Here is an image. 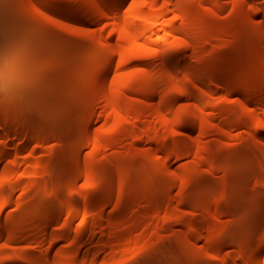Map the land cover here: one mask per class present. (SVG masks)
<instances>
[{"label":"rangeland","instance_id":"rangeland-1","mask_svg":"<svg viewBox=\"0 0 264 264\" xmlns=\"http://www.w3.org/2000/svg\"><path fill=\"white\" fill-rule=\"evenodd\" d=\"M37 1L39 8L28 7L24 0H0V114H18L10 117L6 126H0L3 132L2 135L0 131V137L5 141L7 135L10 141L7 155L0 159V226L17 233L13 238H0L1 257L8 256L0 264H23L19 257L31 258L36 254L42 258L39 264H142L148 257L158 261L160 257L170 255L157 248L158 240L165 239V244L176 238L192 245H186L190 250L184 247L180 253L188 264H207V261L255 264L259 246L264 242L261 230V234L258 232L254 236L256 239L253 237L252 249L250 245L247 253L237 255L236 261L232 257L236 256L237 248L243 249L246 243L244 236L242 240L239 235L243 223L237 231L235 227L234 232L233 227L239 226L236 223L243 207L235 201L230 190L232 184L227 181L231 180L230 174L237 180L238 174L247 169L248 178L240 182L242 185L238 184L243 187L240 190L242 197L252 202L259 196L264 198V79L252 84L261 67L260 64L254 69L249 67L253 45H245L240 50L230 47V54L240 51L242 57L229 60L224 73L228 76L235 60L240 61L244 74L241 84L253 89L249 93L251 97L262 93L261 99H247L242 90L233 91L230 81L223 75L204 86L183 77L178 79L180 85L170 86L169 104L163 113L155 111L159 96L151 107L140 111L152 124L151 130L145 122L142 129L133 130L126 137L122 121L126 115L134 114L132 109L115 113L106 104V96L94 92L85 95L83 85L86 81L92 86L96 84L98 66L107 60L106 47L95 37L104 31L109 39L107 46L121 47L127 54L120 58L117 54L113 67L107 71L108 93L114 83L124 85L123 91L132 98V104L148 106L144 89L136 85L132 73L142 72L146 66L161 67L162 54L143 44L152 40L151 33L149 38L145 34L139 42H132L122 35L111 17L85 19V10L77 9L78 0ZM132 1L123 3L122 16L128 13ZM170 1L157 3L164 6L166 13L156 17L153 39L166 36L169 41L181 40L170 31L171 21L177 20L176 24L182 21L175 18L173 3L176 0ZM196 2L211 16L214 29L220 25L239 26L232 33V28L216 31L219 38L212 42L228 45L261 38L264 44V0ZM58 6L64 8L56 10ZM154 7H157L156 3ZM154 7L150 0L145 1V11ZM252 22L258 28L249 27ZM63 25L76 32L67 31ZM83 30L87 33L78 32ZM261 48L264 45L261 44ZM185 54L188 60L192 59L191 49L187 48ZM122 57L126 58L124 64ZM160 74L163 81L171 83L169 71ZM182 89L198 96L184 94ZM92 100L96 107L91 130L102 132L107 128L105 126L114 127L106 135L88 131L91 133L89 138L82 113ZM246 105L250 106L253 116L244 110ZM175 107L183 108L178 117ZM191 120L196 124L190 125ZM94 134H98L97 139ZM155 134H161L160 138L151 141ZM141 136L146 142L138 149L139 153H132L130 146ZM78 142H82V146L77 154ZM150 147L154 153L151 159H146ZM236 153L240 155L234 156ZM241 159L256 161L239 171L237 162ZM162 161L166 163V170L156 168ZM80 167L85 172L92 169L91 177H79ZM210 167L215 169L209 172ZM222 167L228 170H222ZM118 169L125 171V175H120ZM169 170L178 173L172 185L167 174ZM227 171H232L228 172L229 177ZM236 182L233 183L237 185ZM203 184L216 195H210L211 199L208 196L200 205L198 200L201 199H196L198 195L195 197L193 191ZM239 186L234 189L237 191ZM120 189L122 194H119ZM219 190L224 193L218 194ZM230 193L234 197H229ZM49 195H52L51 200ZM157 196L161 208L152 210L149 207L148 216H138L137 213L144 211ZM221 196H226L227 201L215 209L214 203ZM3 199L8 200L6 205L2 204ZM261 201L264 203L263 199ZM233 202L238 207L236 210L231 208ZM166 204L167 208L164 207ZM261 213L260 225L264 228V210ZM53 214L55 220L40 229L28 230L30 222L43 223ZM238 224H241L240 220ZM26 231L34 233V237L26 236L28 232L22 237ZM218 237L222 238L221 243L210 247V241Z\"/></svg>","mask_w":264,"mask_h":264},{"label":"bare ground","instance_id":"bare-ground-1","mask_svg":"<svg viewBox=\"0 0 264 264\" xmlns=\"http://www.w3.org/2000/svg\"><path fill=\"white\" fill-rule=\"evenodd\" d=\"M24 1L28 7L31 6V8H39L38 4H37V2H38L37 0H24ZM65 1H69V0H65ZM125 1L126 0H112L111 2H109L108 0H78L77 9L78 10H85V13L83 14V16L85 19H87L89 21H91L93 19H102V18H106V17H111V19H113L114 25L122 33V35L125 38H127L129 41H132V42H139L142 35H145V34H147L148 38H149V34L151 33L150 38L152 40H149L147 38V40H149V41H145V42H143V44L146 45V47L148 49H153L154 52L159 51L162 54L161 58H160L161 67L159 69H154L151 66H146V67H143L142 72L132 73V75H134V78L136 79V85L139 87L141 86L144 89V94H145L146 99H147L146 104L148 106H144V105H140V104L135 105V104H132V102H131L132 98L124 93V91H123V89L125 87L124 85H117V83H114L115 85H112L113 87L111 88V91H109L110 93H108V90L106 88L107 85L105 83L107 71H108V69L113 67L114 62H115V58H116L115 56L117 54H119V58H120V55L124 56L127 54H125L124 49L121 47L116 48L114 46H110V47L107 46L109 39L105 35L104 31L101 32L100 36L94 35L99 40V42L106 47L105 52L107 53L108 57H107V60L105 61V63L104 62L100 63L98 66L96 84L92 86V83H90L89 81H86L83 85V90H82L83 92L82 93L87 95L90 92H94L95 94L106 96V100H107L106 104L109 105V107H112L114 109L115 113L120 112V111H125L126 109L131 108L134 114L131 113L129 117H126L127 116L126 115L125 117H123L124 120L122 121L123 125L126 127V130L124 131V135L126 137L129 135V133L131 131L142 129L145 122L148 123V130H151L152 124L145 117L143 118V116L141 115L142 113L140 111L147 110L148 109L147 107H149V106L151 107V105L153 103H155L156 96H159L160 100L156 99V101L158 100L157 101L158 103H155L156 104L155 111L158 113H163L167 109V106L169 104V98H170L169 97V90H170L169 88H170V86L180 85V82L178 81V79L183 78V77H185L188 80H193L195 83L201 82V84L203 83V86H204V84H207V83L209 84L210 82H212L218 75H223V76H225V78L227 80L230 81V83H231L230 87L232 88L233 91L234 90L235 91H238V90L241 91L242 90L243 92H245L247 94V96H246L247 99H253L254 98V97H251V94H249L252 92L253 89L250 87H247V85H245V84H241L242 79L244 77V74H242L243 69H242V64L240 63V61L235 60V65L229 71L230 74H228V76L225 75L224 72H225V66H226L227 62H229V60H231L232 58L234 59V57H235V59H241V57H242V54L240 51L238 53H235L234 55L230 54L228 51V49L230 47L235 46L240 50L243 47H246L245 45H247V46L253 45V48L250 50V53H249L250 58H251V61L249 63V67H250V69H254V68H257L259 66V64L261 67H259L260 70L258 71V73L254 75L253 80H252V84H254L255 81L263 80L264 79V48L263 49L261 48V44L264 45L262 42L263 39H261V38H257L255 40L247 39L244 42L237 41V42H232L228 45L223 44V43L212 42V40L219 38L218 35L216 36V31H218V30L230 31V28H232V30L230 32V33H232V31L237 30L239 28V26L231 27L229 25H220L219 27L214 29L212 27L211 22H210L212 19L211 16H209L207 13H205L203 6H200L196 2V0H176L173 3L174 9L176 12L175 18L181 19L182 21H181V23H177V24H176L177 20L175 22L171 21L170 22V26H171L170 31L174 34H177L181 38V40L169 41L166 36L153 39L152 38V35H153L152 31L156 26V22H157L156 17H158L159 15L161 16V14H163V13L164 14L166 13V12H164L165 8H162L164 6L160 5L161 3L158 4L159 7L157 5V3L160 0L159 1L150 0L151 4L153 3V7H154V3H156V6H157V7H154L153 9L150 8V11H145V1L146 0L145 1L144 0H133L130 7H129V10L126 11L128 13L125 16H124V14L122 16V13L120 14V12L122 9V5ZM168 1H170V0H168ZM173 1H170L169 3L173 2ZM163 2H164V0H163ZM147 3H148V1H147ZM216 3H219V2H216ZM165 7H168V6H165ZM63 8H64V6H58V7H56V10H61ZM67 9H69V8H67ZM28 14H30V13H28ZM52 19L54 21H57V19L55 17H53ZM63 27L66 28L67 31L76 32L70 26L63 25ZM249 27L258 28L257 24H255L253 22L249 23ZM261 28H263V27H261ZM86 30H87V28H86ZM78 32L84 33V34L87 33V32H84V30L78 31ZM183 41H184V43H183ZM187 48L192 50V55H193V56L191 55L192 59L189 58V60L185 54V50ZM119 58H118V61H120ZM125 60H126V58L122 57V63L123 64L126 63ZM163 71H169L170 78L168 81H170L171 83H167L161 79L160 73ZM208 86H205V87H208ZM183 89L181 90V92L184 94H190V95L193 94L194 95V93H195L193 91L186 90L187 88L185 90H183ZM194 96H198V95H194ZM201 97L202 96H200L199 98L201 99ZM261 98H262V93L258 96H255L254 99H261ZM95 105H96V103L93 100L90 101L86 105V107L82 113V120H83V124L85 127L84 129L86 130V132H88V131L91 132L93 130L92 123L94 121L93 115L95 112V107H96ZM112 108H111V110H112ZM190 109H192V108H190ZM182 110H183V108H180V107L174 108V112H175L176 117H178L180 115V112ZM244 110L253 116V113L251 111L250 106L246 105L244 107ZM16 115H18L16 112H10L7 114H0V126L2 128L4 126H6V124L9 122L8 119L10 117H13ZM117 120H118V118H117ZM147 123H145V124H147ZM189 124L193 126L196 124V122L194 120H191V121H189ZM105 127H107L105 129V131L99 129L102 132H100L98 130H95L94 132L93 131L92 132L93 133L99 132V134H101V135L104 132L106 135L108 130H110V128H113L114 126H112V127L105 126ZM127 127L129 128V130ZM91 128H92V130H91ZM15 130H18V128L16 127ZM96 131H98V132H96ZM90 132H88L89 138L91 137L89 134L92 133V132L91 133ZM2 133L3 132L1 131V134ZM5 134L6 133H4V135ZM160 135L161 134H157V135L155 134V135L151 136L150 140L151 141L158 140L160 138ZM94 136H96V135L94 134ZM97 136H98V134H97ZM97 136L94 139H97L98 138ZM161 137H164V136L162 135ZM123 139H125L124 136H123ZM147 139H149V138H147ZM144 142H146V139H144L143 136L138 138V141L135 142L134 145L130 146L131 152L135 153V154L139 153L138 149L140 148V146ZM9 143H10V141H9V138H7V135H6L5 141H3L2 138L0 139V159L7 155ZM23 143H24V141H23ZM23 145H25V144H23ZM81 146H82V142H78L76 144V153L77 154H78ZM152 148L153 147H150L149 152L145 154L146 159L152 158V155L154 153V150H152ZM237 154H238V156L240 155L239 153H236V154H234V156H236ZM157 157H159V155H157ZM241 158L244 159L243 157H241ZM233 159H235V157ZM242 159L237 162V165L239 167V171H240V169H242V167H244L243 168V170H244L246 167H249V165L251 163L253 164L256 161L254 159H248V160L247 159L242 160ZM257 165H258V163H257ZM79 166H81V165H79ZM250 167H251V165H250ZM156 168L160 169V170H166L167 166H166L165 161H162L158 165H156ZM214 169L215 168L210 167L208 169V171L210 172ZM223 169L228 170V168L226 169V168L222 167V170ZM82 170H83V168L80 167V171L78 174L79 177L82 175H86V176L88 175V177L89 176L91 177V173L93 172L92 169H89L86 172L82 171ZM118 171L121 172L120 175H122V176L125 175V171H123L121 169L120 170L118 169ZM228 172L232 173V171L226 172L227 173L226 176L229 177ZM235 173H236V171H235ZM248 173H249V170H247V169H246V171L244 170V172H241L240 174H238L237 180H235V178L233 177V174H230V176H232L235 181L234 180L232 181V179H233L232 177H229V178H231V180H229V179L227 180V181H230V183L228 182L229 185L232 184V187H230L232 189H230V190L232 191V193L234 194L235 197L232 196L231 193L229 194L230 196L229 195L228 196L229 197L232 196V197H234L235 201H239L238 204H241L239 206L243 207V208H241V210L243 209L242 211L244 212L242 214V211L240 209H238V210H240L239 213L242 216L239 215L238 221L236 223L239 226L235 225L233 228H234V232H235V227H236V231H237L238 227H240L243 223V226L241 227L242 229L241 228L239 229L241 231V233L239 235H240V238L242 240L244 238L243 242L245 241L244 244L246 243L245 246H247V248L245 249L244 248L245 246L242 247L243 249L237 248V250L235 252L236 256H232L235 261L239 259L237 255H239L241 253L242 254L247 253L246 250L249 251V249H250L249 246L251 245V243H255V241L253 240V237L254 236L256 237V234H258V232H260V230H261V232H264V228L261 227L262 225H260V224H262L261 223L262 222L261 216L259 217V214L264 210V203H263V201H261V199L264 200V198H260L263 196H259V198H258V200H256V202H254L255 198H253V202H252V200H248L246 198H245L246 199L245 200L244 197H242L243 195H241L242 193H240V190L243 187H240L239 185H242L241 183L243 182V180H246L248 178V175H249ZM167 174L169 175V177L171 179L170 181H171V185H172L173 179H177L175 177L178 176V173L176 171L169 170V172H167ZM187 176L188 175H186V177ZM205 176H207V174ZM223 179H225V178H223ZM236 181H238V182H236ZM233 182H236L237 185ZM234 184H235V186H233ZM205 185H208V184H205ZM221 185H223L224 188L226 187L223 183H221ZM238 186H239V189L236 191L234 188L235 187L238 188ZM170 187H169V189H170ZM201 187H202V185L200 186V189H201ZM204 187L205 186L203 184V187L201 190L200 189L196 190V188H197V186H196V188H195L196 192H195V190L193 191L194 193H196L195 197H197V195H198V197L196 199H201V200H198V202H200V201L202 202V203L200 202V205L201 204L203 205V201H205V199L208 196H210V195L212 196L213 193H215V192H212V191H214L213 189H211L212 191L210 189H208L209 186H206L205 188ZM44 188H45L44 191H46L47 190L46 187H44ZM233 189L235 190V192ZM222 191H220V193H218V194L222 195ZM122 192L123 191L120 189L119 194H122ZM45 193H47V191ZM223 193H224V191H223ZM226 193H228L227 190H226ZM235 193L239 194V195L236 196ZM215 195H216V193L213 195V197ZM51 196L52 195H49V198H48L49 200L52 199ZM56 196H58V195H56ZM211 196L209 197L210 199L212 198ZM195 197L193 196L194 199H195ZM221 197L219 200L215 201V203H214L215 209L220 207L221 205H223V202L227 201L226 196H224L222 198ZM158 198H159V196H157L153 200V202L148 203L147 204L148 208L146 207V209L144 211L138 212L137 215L146 217L150 214L149 212L151 209H149V207L152 208V210L161 208L162 205L160 203L158 204V200H159ZM238 198H240L241 201ZM202 199H204V200H202ZM7 202H8L7 199H3L2 204L6 205ZM236 203L237 202H235V204ZM238 204H237V206H238ZM230 205L231 206L233 205L231 208H234V210H236L238 208V207L236 208L234 206V202H233V204H230ZM164 207L167 208L168 204L164 205ZM211 215L214 216V214H211ZM245 215H246V217H243ZM93 217H92V220H93ZM55 219H56V216L53 214V215H49L48 218L46 219V221L44 220L45 222H43V223L40 221H38V222L35 221L32 223L30 222V225L27 223L28 224V226H27L28 230L40 229L46 223L53 221ZM136 219H137L136 221L139 220V218H136ZM241 219H242V221H241ZM239 220H240L241 224H238ZM93 221H95V220H93ZM134 225H135V223H134ZM29 226L31 229H29ZM5 227L6 226H4V227L0 226V231H1L0 232V238L1 237L13 238L17 235V233H15L13 230L11 231V229H9V227L8 228L7 227L5 228ZM211 228H212V226H211ZM211 228H210V231H211ZM262 229H263V231H262ZM205 230H207V229H205ZM27 232L28 231L24 232L22 234V237ZM29 232L26 234V236H28L29 238L34 237V233H31V232L29 233ZM206 232H208V231H206ZM234 232L232 230V233H234ZM242 232L244 235L242 234ZM261 232H260V234H261ZM193 233L195 234L194 231H193ZM209 233H211V232H209ZM236 235L238 236V234H236ZM255 237H254V239H256ZM164 240L165 239H163L162 241L158 240V242H160V243H157L158 244L157 248L160 251L164 250V251L168 252L170 255L166 254L165 257H163V258L160 257V259L158 261H156V260L154 261L153 258L148 257L145 259V261L142 264H176V263L188 264V260H183V257H182L183 254H180V253L183 252L185 249L190 250L189 245H191V244H187V243L185 244L186 240L178 239V238H176L175 240H170L169 243L165 242V244H164ZM252 240H253V242H252ZM221 241H222V238H220V237L214 238L210 241L209 245H210V247H216V246H218V244L221 243ZM192 242H194V241H192ZM261 243L262 244H260V246H259V253H258L257 262L255 264H264V242H261ZM186 245H188L189 247L188 246L186 247ZM184 247H186V248L184 249ZM253 247H254V244L251 245V249ZM204 248H202V251H204L203 250ZM185 254H186V252H185ZM39 257H41V256L40 255L37 256V254H36V256L31 257V258H23V257L20 258L19 257V259H21L23 264H39L41 262V259H42V258L40 259ZM15 258H18V257H15ZM6 259H8V256L2 255V257H1V253H0V261H5ZM19 259H17V260H19ZM186 259H187V255H186ZM181 260H183V261H181ZM21 261H20V263H22ZM58 262L59 261H57V263ZM60 262H61V260H60ZM183 262H185V263H183ZM207 264H217V263H215V262L209 263L207 261Z\"/></svg>","mask_w":264,"mask_h":264}]
</instances>
